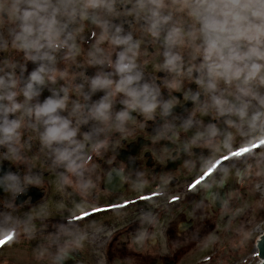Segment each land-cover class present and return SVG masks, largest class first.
Instances as JSON below:
<instances>
[{"label": "flooded vegetation", "instance_id": "obj_1", "mask_svg": "<svg viewBox=\"0 0 264 264\" xmlns=\"http://www.w3.org/2000/svg\"><path fill=\"white\" fill-rule=\"evenodd\" d=\"M137 42L132 37L131 43ZM103 43L92 37L83 46L91 51ZM239 47L245 50L242 44ZM148 57L146 53L140 60L146 68ZM69 58L66 54L60 60L63 67ZM196 62L201 63L202 57L197 56ZM185 67L181 63L176 79L168 70L157 71L153 83L150 74L144 77V83L154 90L157 106L153 111L128 108L123 103L128 97L115 85L108 89L111 110L107 118L88 114L95 108L92 102L77 107L79 120L85 114L101 120L96 133L75 140L79 175L54 162L53 150L64 144L44 141L49 148L45 165L35 169L42 175L23 184L22 170H12V165L3 161L6 155L2 158L0 144V201H6V206L10 202L16 215L14 237L0 245V264L7 263L2 255L7 244L13 243L20 249L27 243L34 254H46L33 264H183L185 259L188 264V255L213 248L217 238L245 236L252 220L261 222L258 198L245 209L239 198L246 195L244 190L264 187L263 70L242 73L227 84L221 81L209 92L197 83L202 73ZM113 70L108 62L102 72L116 82ZM23 78L18 77L17 99ZM39 89L43 91V86ZM213 95L226 100L225 107L230 104L242 109L243 118L234 113L218 114L212 106ZM19 103L22 108L23 101ZM8 104L6 99L0 100V108ZM165 104L169 105L167 111ZM122 111L128 117L123 121L116 118ZM42 119L37 123L32 113H26L18 120L20 126L35 120V132L25 138L31 144L44 132ZM212 126L215 136L209 135ZM17 148L18 160L34 156V152ZM11 172L18 175L15 186L7 181ZM44 188L49 190L46 202L67 206L63 214H55L50 207L47 213L39 212ZM228 211L231 213L226 214ZM256 230L258 224L252 232Z\"/></svg>", "mask_w": 264, "mask_h": 264}, {"label": "rangeland", "instance_id": "obj_2", "mask_svg": "<svg viewBox=\"0 0 264 264\" xmlns=\"http://www.w3.org/2000/svg\"><path fill=\"white\" fill-rule=\"evenodd\" d=\"M156 3L161 5L157 9L160 15L168 16L169 19L167 22L157 25L156 31L158 35H152L148 30V24L151 21V10L155 8ZM198 3L255 5L257 7L252 8L251 11L258 13V16H260V13L264 15V9L259 7L262 0H0V97L2 96V92L10 91L16 93L14 97L16 103L20 105V100L24 103V106L21 108L20 105L17 111L9 112L7 119L10 121L19 120L26 113L31 115L35 106L42 104L45 98L63 97L64 108L63 110H58L60 114L63 112L62 116L68 119L70 126L75 129L76 135L74 139L80 140L84 136L96 133L97 126L101 120L86 117L88 116L87 114H85V118L79 120L81 113L78 112L77 107L83 102H87L89 105L92 102L94 105H97L102 99L105 103L110 104L108 89L111 86L93 91L89 81L93 76L101 75L100 73L105 69L108 62H110L111 66H114L113 72L116 81L120 79L116 73L115 61L117 53L122 49L120 48L121 46L112 43V38L115 35H130L138 41L134 54H132L135 67L130 70L128 75H139L140 79L129 87H138L141 84H145L144 77L147 74H150L149 80L153 83L158 76L157 71L162 70V72H165L168 70L164 66V53L166 51L179 55L181 57L179 64L184 63L186 70L193 69L194 67L197 69L201 64L196 62L197 56L203 59V45L200 32L201 23L198 18L192 16L190 13L192 8ZM25 11L31 13L27 18L24 17ZM233 12L236 15H241L246 14L247 10L242 13L239 9H233ZM88 16L94 19L93 24L86 21ZM250 20H252V27L245 32L239 44H242L245 50L246 47L253 45L258 48H264V31L259 28V25L264 24V20L260 21L258 17L253 19L251 16ZM24 26H31L33 28L44 27L50 39L43 51L50 55V60L33 61L32 59L29 60L23 57L22 54L30 53L29 56L35 55L30 50H20L15 46L18 43L16 37L21 33ZM117 26L121 29L119 33H115L114 31ZM177 28L180 29L179 42L171 46L167 45L166 37L173 29ZM173 35L175 34L173 33ZM92 37H97V39L105 43L93 46L92 50L88 51L83 46V43L86 39ZM57 39L64 41V47H57ZM146 53L149 54L148 68L144 67V63L140 61L144 60V54ZM66 54H69L70 58L66 66L63 67L60 60ZM256 63L258 62L256 61ZM259 63H264V61H260ZM41 64L44 65L46 72L49 73L42 84L43 91L39 89L40 86L36 85L35 87L39 95L33 96L31 99H24L22 94L28 82L29 73L36 70ZM262 70L264 76V69ZM169 72L174 75V79L177 78L175 71ZM21 75H24L23 82L21 83L23 87H21V93L17 99V87L20 85L18 77ZM107 75L109 77V74ZM102 76H104V72H102ZM167 77H169L167 79L169 81L171 75L168 74ZM262 83L264 84V78ZM113 85H115L114 79ZM41 91L42 93H40ZM262 91L264 105V86ZM31 101L35 102L32 103ZM7 106L11 107L10 104ZM66 108H68L67 112ZM94 109H90L88 114L98 117ZM110 110L108 109L106 118ZM36 120L38 123L37 118ZM35 125L36 122L34 120L32 124L20 126L17 129V136L13 141L1 144L2 158L6 155L3 161L6 160L7 164H11L12 170H17V172L22 170L23 184L31 183L42 175L37 170L35 171V169L45 165L44 155L49 149L48 146L44 145L45 142L41 138V134L39 135V139L35 140L32 144L25 139L30 138L35 132ZM42 129L44 130V128ZM21 130H25L26 132ZM20 139L22 140L21 143ZM16 146L22 149L21 151L34 152V156L30 160L22 157L18 160L19 153ZM46 170L44 167V171ZM17 180H19L18 175L14 172H11L7 176V181L12 186H15ZM229 181L233 182L234 180L230 178ZM55 192L57 195L56 200H59L57 193L59 190L56 189ZM243 192L246 195L239 198L242 209L251 205L250 202H253L256 198L261 202V222H258L257 218L252 220L245 231V236L217 238L216 245L213 248H209L205 252L188 255L190 259L188 264H195L201 258H203V261L198 262V264L257 263L258 258L256 257L253 242L258 236L259 230L252 231L257 224L258 228L260 227L264 230V187L258 189L254 187L252 192L249 190H244ZM44 193L45 195L42 200L38 201L39 212L47 213V208L50 207V210H53L55 214H63L67 206L63 202H56L57 205L55 207L52 206L49 203L51 201L46 202L44 200L49 193L47 188H44ZM3 204L6 206V201H0V238L12 233L16 224L15 211L10 209V202L6 207ZM231 210L234 211L233 208ZM227 213H231V211ZM24 229L26 231L28 229L25 224ZM249 235L252 236L247 237ZM45 256L46 254H34L27 243H24L21 249L19 245L13 243L11 245L7 244L5 253L2 255V260L7 262L6 264H33L36 258ZM186 261L185 259L183 264Z\"/></svg>", "mask_w": 264, "mask_h": 264}, {"label": "clouds", "instance_id": "obj_3", "mask_svg": "<svg viewBox=\"0 0 264 264\" xmlns=\"http://www.w3.org/2000/svg\"><path fill=\"white\" fill-rule=\"evenodd\" d=\"M161 7L156 3L155 8L151 10V21L148 24V30L152 35H158L156 31L157 25L167 22L168 16H161L157 10ZM257 7L249 4H203L198 3L192 8L191 15L198 18L201 23V37L203 45V59L199 67L196 69L202 73L201 79L197 83L203 86L209 92H214L217 89L219 82L223 81L225 84L233 79H238L240 74L249 73L252 71L260 72L264 69V63H256V61H264V48H258L255 45L246 47V50L240 51L239 42L244 36L245 32L252 27V20L250 16L255 19L259 14L252 12L251 9ZM264 9V0L259 5ZM233 9H239L242 13L247 10L246 14L236 15ZM31 15L30 12L25 11L24 17ZM260 19L264 20V15H260ZM259 28L264 31V24L259 25ZM115 33L121 31L117 26L114 29ZM173 33L175 35H173ZM180 29H173L166 37L167 45L171 46L179 42ZM50 37L46 33L43 26L33 28L31 26H24L20 34L17 35L18 43L15 45L20 50L32 51L35 55L29 56L33 61L36 60H50V55L43 51L48 44ZM132 37L130 35L119 36L115 35L112 38L114 45L122 46V50L117 53L115 61V69L117 75L120 77L115 82L117 91H121L128 100L123 101L128 108H140L142 111L149 112L156 108V99L154 90L148 84H141L138 87H129L135 81L140 79L139 75H128L130 70L135 67L133 63L134 50L137 45L131 43ZM57 47H64V41L57 39ZM164 66L169 71H179V61L181 57L177 54L166 51L164 53ZM49 73L46 72L43 64L37 67L36 70L29 73L28 82L23 91V96L26 99H31L33 96L39 95L36 85H41L45 82V77ZM204 77L207 78L206 83ZM90 87L93 91L99 88H106L113 86V81L109 80L107 76H93L89 81ZM16 93L10 92L5 97L11 107L4 105L0 110V144L8 141H13L17 136V129L20 127L18 120H8L9 112L17 111L20 105L15 102L14 97ZM193 101L196 96H192ZM212 106L216 109L218 114L224 115L226 113H234L238 117L243 118L244 112L242 109H233L228 102L218 96H211ZM110 107L109 103H105L102 99L100 103L95 105V112L99 118H106L107 111ZM164 110L167 111L169 105L165 104ZM64 98H46L42 104H38L32 111V114L44 124V132L41 134L42 139L49 145L52 143L64 144V147L54 149V162L57 164H64L65 168L71 170L73 173L77 172L80 167L76 163L77 157L75 152L79 145H76L74 139L76 135L75 129L70 126V121L65 117L59 115L58 109L63 110ZM118 120H126L127 112L122 111L117 113ZM209 135L215 136L216 129L211 127ZM75 145V147H73ZM243 155V154H242Z\"/></svg>", "mask_w": 264, "mask_h": 264}, {"label": "water", "instance_id": "obj_4", "mask_svg": "<svg viewBox=\"0 0 264 264\" xmlns=\"http://www.w3.org/2000/svg\"><path fill=\"white\" fill-rule=\"evenodd\" d=\"M256 246L261 258V262L259 264H264V233L258 238Z\"/></svg>", "mask_w": 264, "mask_h": 264}]
</instances>
